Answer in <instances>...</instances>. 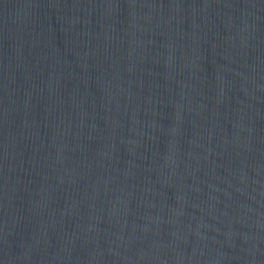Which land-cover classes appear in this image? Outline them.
<instances>
[{
    "label": "water",
    "instance_id": "95a60500",
    "mask_svg": "<svg viewBox=\"0 0 264 264\" xmlns=\"http://www.w3.org/2000/svg\"><path fill=\"white\" fill-rule=\"evenodd\" d=\"M0 264H264V0H0Z\"/></svg>",
    "mask_w": 264,
    "mask_h": 264
}]
</instances>
